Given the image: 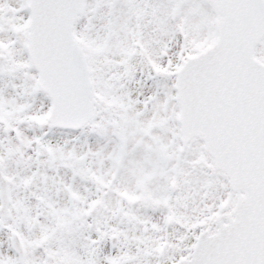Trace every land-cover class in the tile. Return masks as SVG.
<instances>
[{
	"label": "snow or ice",
	"instance_id": "snow-or-ice-1",
	"mask_svg": "<svg viewBox=\"0 0 264 264\" xmlns=\"http://www.w3.org/2000/svg\"><path fill=\"white\" fill-rule=\"evenodd\" d=\"M0 264H264V0H0Z\"/></svg>",
	"mask_w": 264,
	"mask_h": 264
}]
</instances>
